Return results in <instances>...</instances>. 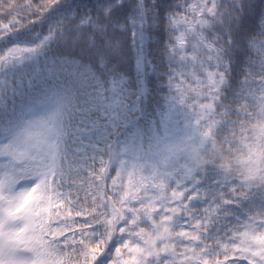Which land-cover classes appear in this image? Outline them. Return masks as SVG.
Returning <instances> with one entry per match:
<instances>
[{
  "label": "snow or ice",
  "instance_id": "obj_1",
  "mask_svg": "<svg viewBox=\"0 0 264 264\" xmlns=\"http://www.w3.org/2000/svg\"><path fill=\"white\" fill-rule=\"evenodd\" d=\"M0 264H264V0H0Z\"/></svg>",
  "mask_w": 264,
  "mask_h": 264
},
{
  "label": "trees",
  "instance_id": "obj_2",
  "mask_svg": "<svg viewBox=\"0 0 264 264\" xmlns=\"http://www.w3.org/2000/svg\"><path fill=\"white\" fill-rule=\"evenodd\" d=\"M166 151L178 152V151H180V148H179V146H176V145H170V146H168ZM210 151H211V149H208V152H210ZM187 152H188V155L192 156L193 158H195L197 156V153H196L194 148H188ZM204 158H206V154H205V156H202L200 159V161H202V163H203Z\"/></svg>",
  "mask_w": 264,
  "mask_h": 264
},
{
  "label": "clouds",
  "instance_id": "obj_3",
  "mask_svg": "<svg viewBox=\"0 0 264 264\" xmlns=\"http://www.w3.org/2000/svg\"><path fill=\"white\" fill-rule=\"evenodd\" d=\"M198 163H202V161H198Z\"/></svg>",
  "mask_w": 264,
  "mask_h": 264
}]
</instances>
